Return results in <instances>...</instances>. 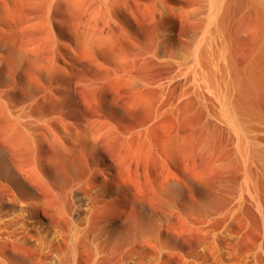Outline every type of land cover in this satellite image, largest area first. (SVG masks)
<instances>
[{
	"label": "rangeland",
	"instance_id": "1",
	"mask_svg": "<svg viewBox=\"0 0 264 264\" xmlns=\"http://www.w3.org/2000/svg\"><path fill=\"white\" fill-rule=\"evenodd\" d=\"M163 1L192 11L161 13L159 0H57L53 5L50 0H0V138L6 145L0 147V164L10 169L11 163L29 166L27 152L2 129L5 111L66 112L71 123L87 121L101 131L102 154L116 161L119 178L145 198L139 204L127 203L132 227L118 249L134 250L143 260L156 254V237L155 264H244L242 249L263 240L257 216L248 209L236 215L229 231L223 228L224 212L237 193L235 182L244 174L234 160H227L219 131L207 143L205 106L196 101L191 80H180L184 91L189 90L186 97L192 96L183 114L177 117L169 101L179 92L176 77L189 73L190 55L202 38L207 17L193 10L203 0ZM244 4L231 3L227 29L231 55L241 65L251 58L257 36L252 15L240 12ZM84 37L92 46L80 53ZM155 117L154 135L160 143L155 159H143L113 129L97 123L102 119L137 129ZM176 133L184 137V154L171 155L166 144ZM40 158L35 171L42 164L47 172L42 196L48 211L68 207L66 188L77 175L70 166L51 169ZM77 167L81 173L83 166ZM153 212L159 217L158 230L151 223ZM6 253L24 259L19 251ZM111 253L99 264H112ZM261 257L256 262L264 264ZM80 263L90 264V257L82 254Z\"/></svg>",
	"mask_w": 264,
	"mask_h": 264
},
{
	"label": "bare ground",
	"instance_id": "2",
	"mask_svg": "<svg viewBox=\"0 0 264 264\" xmlns=\"http://www.w3.org/2000/svg\"><path fill=\"white\" fill-rule=\"evenodd\" d=\"M56 1L50 0V4ZM237 1L203 0L193 10L205 12L206 25L201 40H197L198 45L195 43L197 47L194 46L190 55L191 67L188 70V65L186 69L189 73L180 75L181 79L176 77L175 90L179 92L174 93L169 101L173 100L170 107L177 117L183 114L192 94L186 97L189 90L184 91L182 82L191 80L196 101L205 106L207 143L212 140L213 133L219 131L227 160H234L244 174L235 182L237 193L224 212V230L229 231L236 215L249 209L259 220V230L262 227L264 231V0H244L240 10L249 12L257 25L251 58L242 65L237 64L231 55L227 31L232 11L230 5ZM157 9L161 13L192 11L175 4L167 5L163 0H159ZM91 46L92 41L84 37L79 46L80 53L88 51ZM158 53L164 54L163 46L159 47ZM207 103L211 104L209 108ZM4 117L6 123L2 129L10 140L27 152L29 166L24 168L11 163L10 169L0 164V264H14L16 261L18 264L31 261L81 264L82 254L90 257V264H99L111 252L112 264L156 263L159 254L156 237V254L143 260L138 259L134 250L118 249L119 240L132 227L125 210L127 203L139 204L145 198L142 194H135L130 185L119 178L116 161L102 154L104 137L100 130L86 120L71 123L70 116L58 110L5 111ZM156 120L157 117L149 125L137 129H124L126 127L120 124L114 125L102 119L97 123L113 129V134L121 136L123 144L133 147L143 159H155L160 147L154 135ZM4 146L0 138V147ZM184 147V137L179 133L166 144L171 155L184 154ZM38 158L51 169L70 166L71 172L77 175L66 188L68 207L65 204L62 208L48 211L42 196L48 183L47 172L42 164L40 171H35ZM77 164L80 168L83 166L81 173ZM29 176L33 177L31 181ZM158 218L153 212L151 223L154 230H158ZM7 250L19 251L24 259L16 256L15 260L14 256L6 253ZM242 252L244 264H259L256 258L264 256V234L261 243L246 247ZM229 258L230 255L226 259Z\"/></svg>",
	"mask_w": 264,
	"mask_h": 264
}]
</instances>
